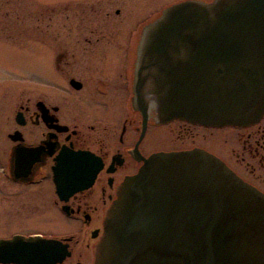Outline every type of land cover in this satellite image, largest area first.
Returning a JSON list of instances; mask_svg holds the SVG:
<instances>
[{"label": "water", "instance_id": "water-1", "mask_svg": "<svg viewBox=\"0 0 264 264\" xmlns=\"http://www.w3.org/2000/svg\"><path fill=\"white\" fill-rule=\"evenodd\" d=\"M135 100L157 119L246 127L264 115V0H185L148 24L138 50ZM144 121L146 111L142 109ZM85 153L54 167L61 199L93 181ZM53 240L0 241V262L54 263ZM94 264H264V194L201 150L158 152L120 185Z\"/></svg>", "mask_w": 264, "mask_h": 264}, {"label": "flooded vegetation", "instance_id": "flooded-vegetation-1", "mask_svg": "<svg viewBox=\"0 0 264 264\" xmlns=\"http://www.w3.org/2000/svg\"><path fill=\"white\" fill-rule=\"evenodd\" d=\"M112 2L115 8L107 12L89 10L94 19L88 13L67 15L64 28L50 26L54 13L48 26H41L39 17L33 88L11 101L1 97L0 241L17 236L55 241L63 257L44 264H94L105 215L120 185L154 153L204 150L264 194V115L242 128L180 119L161 123L145 98L144 121L134 92L140 40L144 28L178 2L131 27L125 25L124 2L122 7ZM7 17L1 11L0 23ZM1 35V47H8ZM109 51L117 52L113 60L107 59ZM170 143L174 148L168 149ZM63 151L85 153L91 158L86 170L99 169L90 185L61 199L54 167ZM39 221L47 225L30 227Z\"/></svg>", "mask_w": 264, "mask_h": 264}, {"label": "rangeland", "instance_id": "rangeland-1", "mask_svg": "<svg viewBox=\"0 0 264 264\" xmlns=\"http://www.w3.org/2000/svg\"><path fill=\"white\" fill-rule=\"evenodd\" d=\"M112 1L115 0H0V5L3 2L4 4L6 2L5 5H7L0 10L8 12V17L4 19L3 23H0L1 41L5 42L4 37L7 36L5 39L8 43V47L4 45L1 47L0 45V104H3L2 98H4L3 101H6V97L8 101H11L12 97H17L18 92L22 89L28 95L33 88V72L37 67V58L34 52V33L39 17L41 26H48L47 17L54 13L52 16H56V18L54 23H50V26L64 28L69 25L68 20L65 18L67 15L72 16L71 13H77V15L88 13L87 15L92 17L94 15H90L89 10L91 9L98 12L105 10L107 12V10L114 9L115 2ZM116 1L120 5L124 2V10L129 15L125 25L131 27L134 24L140 25L150 21L169 4L185 0ZM112 3L114 4L112 5ZM92 18L94 19V17ZM116 55V51H109L107 59L113 60ZM170 148H174L171 143L168 146V149ZM34 223L30 227L34 225L39 228L47 225L43 221Z\"/></svg>", "mask_w": 264, "mask_h": 264}]
</instances>
